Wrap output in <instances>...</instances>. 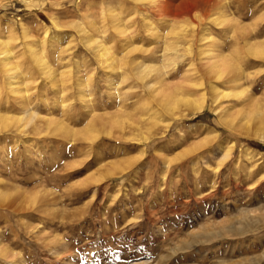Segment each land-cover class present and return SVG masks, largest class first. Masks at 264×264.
<instances>
[{
    "label": "rangeland",
    "instance_id": "obj_1",
    "mask_svg": "<svg viewBox=\"0 0 264 264\" xmlns=\"http://www.w3.org/2000/svg\"><path fill=\"white\" fill-rule=\"evenodd\" d=\"M259 27L264 0H0V264H264Z\"/></svg>",
    "mask_w": 264,
    "mask_h": 264
},
{
    "label": "bare ground",
    "instance_id": "obj_2",
    "mask_svg": "<svg viewBox=\"0 0 264 264\" xmlns=\"http://www.w3.org/2000/svg\"><path fill=\"white\" fill-rule=\"evenodd\" d=\"M209 2V1H208ZM212 2V1H211ZM159 14H161V15H171V9L169 10V9H164L163 8V10L162 9H160V11H159ZM259 31H256L255 32V35L254 34H244L243 36H242V39L241 40H243V43H244V49H245V53H246V55L247 54H249V55H251V56H253L254 58H256V59H259V60H262V62H257L256 61V64L258 63V64H262V65H264V40H262L261 42H257V43H252V44H250L249 43V41L251 40V39H254V37H262L261 39H264V27H259ZM242 43V44H243ZM248 57V56H247ZM118 61V60H117ZM130 61V60H129ZM127 62V61H126ZM131 61L130 62H128L127 63V65L129 66V68L130 69H132V70H136V71H138L140 68L136 65V66H132L131 65ZM126 64V63H125ZM120 65H121V62H120ZM134 65V64H133ZM220 65V64H219ZM120 67V66H119ZM243 67H244V63H243ZM214 69H215V71L216 70H218L216 73V77L217 78H220V72H221V67L220 66H214L213 67ZM147 68H144V70H146ZM245 72H246V67L245 68H243V69H241V71L239 72V76H233V77H231L230 79H228V82L230 83V82H233V81H235V80H237L238 78H239V86L241 85L240 83L243 81V80H245V79H248L249 77L248 76H246L245 75ZM140 74V73H139ZM143 72H142V74H140V76H143ZM229 78V77H228ZM259 79V78H258ZM257 82V80H254V82H253V84H255ZM10 85V84H9ZM12 85V84H11ZM185 103V102H187V101H184V100H182V99H179V98H177V97H174V96H171V97H169V100L168 101H166V103H165V107H164V110H166V112H172L174 109H176V108H178V106L180 105V104H182V103ZM189 103V102H188ZM205 103H201V104H199L197 107H196V111H202L204 108H205V105H204ZM255 104H258V103H255ZM22 106V105H21ZM30 112V111H29ZM33 112V111H32ZM262 115L264 116V114L262 113ZM34 117V115L32 116V118ZM6 118V117H5ZM20 118V117H19ZM31 118V119H32ZM259 119V122H260V125L262 126V124L261 123H263L264 122V118H260V117H258ZM7 120H8V117L6 118ZM30 119V118H29ZM32 121V120H31ZM48 122V121H47ZM49 123V122H48ZM152 124H154V122H149V123H143L141 120H137V121H135V123H134V125L136 126V128H138V130H140V131H142L143 130V128L147 125H152ZM144 139L143 140H145V141H148V140H150V138L149 137H143ZM142 263H145V262H142ZM147 263V262H146ZM139 264V263H138Z\"/></svg>",
    "mask_w": 264,
    "mask_h": 264
}]
</instances>
